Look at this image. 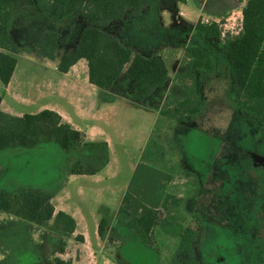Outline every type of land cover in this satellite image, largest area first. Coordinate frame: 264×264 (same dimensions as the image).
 I'll list each match as a JSON object with an SVG mask.
<instances>
[{
	"label": "rangeland",
	"instance_id": "obj_1",
	"mask_svg": "<svg viewBox=\"0 0 264 264\" xmlns=\"http://www.w3.org/2000/svg\"><path fill=\"white\" fill-rule=\"evenodd\" d=\"M207 5L209 21L204 23H218L223 35L202 37L193 30L187 45L194 42L211 53L214 70L185 77L186 52L178 58L177 52L167 53L170 79L143 104L135 106L124 98L131 89H115L105 96H121L109 109L114 157L103 171L111 173L108 180L94 184L80 179L63 187L73 161L93 154L83 147L71 154L54 142L0 150V193H15L22 186L54 191L56 210H70L77 221L76 231L64 235L54 219L39 225L0 210V264H171L187 257L180 253L179 244L188 225L198 228L194 253L202 264H264V122L233 106L234 81L226 64L228 44L243 28L246 0H209ZM192 6L195 0L173 8L176 23L166 31L158 25L152 6L150 13L112 22L133 48L152 47L155 39L175 42L183 50L192 25L178 14ZM89 25L80 16L54 21L40 12L36 0H22L10 27L18 48L15 55L23 61L38 54L39 37L53 29L59 33L56 58H60L73 50L80 30ZM184 84H196L205 102L202 114L180 118L174 110L172 116L162 115L169 96H186ZM4 86L0 79V93ZM11 89H17V73ZM68 110L78 118L73 106ZM140 161L168 171L172 182L166 193L180 201L179 205L173 199L166 201L161 210L164 219L148 243L133 218L116 213ZM105 215L110 223L102 238L98 228Z\"/></svg>",
	"mask_w": 264,
	"mask_h": 264
},
{
	"label": "trees",
	"instance_id": "obj_2",
	"mask_svg": "<svg viewBox=\"0 0 264 264\" xmlns=\"http://www.w3.org/2000/svg\"><path fill=\"white\" fill-rule=\"evenodd\" d=\"M22 0H0V79L8 85L15 72L18 53L12 36L11 24L14 13ZM42 14L60 22L72 16H80L89 21L82 29L72 52L64 53L58 63L61 72H67L80 59L86 58L89 65L90 81L102 89H112L124 73L132 80L130 91L124 97L143 102L170 79V67L162 54L146 56L134 52L114 34L104 27L111 21L121 19L128 9L138 14L146 5V0H36ZM186 2V0H175ZM195 34L202 37L223 35L219 24L197 22ZM59 33L47 29L38 39V53L51 59L57 57ZM189 69L185 77L194 78V71H212L216 67L214 56L203 46L190 43L186 47ZM226 64L234 81V91L230 94L233 106L247 113L259 122H264V0H246L243 8V28L228 44ZM184 98L169 96L160 113L173 115V111L190 117L201 115L205 102L198 93L196 84L183 85ZM173 101H172V100ZM103 97V101H112ZM0 94V150L12 147H36L42 142H54L66 152L81 147L93 152L84 158H77L69 168L70 174H95L104 169L110 161V148L106 140H88L86 134L64 120L56 110L44 109L36 113L14 115L1 109ZM173 104L174 108L171 109ZM157 144V143H156ZM172 182L171 174L145 162H138L117 211L118 216H129L140 228L142 239L148 243L154 228L164 218L162 207L166 201H180L175 195L166 193ZM55 193L35 187H21L15 193H0V210L19 216L39 225L51 220L60 225V232L71 235L77 229L76 218L65 210H56L53 202ZM110 223L105 215L99 222L98 232L104 238ZM198 228L188 225L181 235L180 251L185 259H174L171 264H202L194 256V242ZM62 262V261H60ZM63 263V262H62Z\"/></svg>",
	"mask_w": 264,
	"mask_h": 264
},
{
	"label": "crops",
	"instance_id": "obj_3",
	"mask_svg": "<svg viewBox=\"0 0 264 264\" xmlns=\"http://www.w3.org/2000/svg\"><path fill=\"white\" fill-rule=\"evenodd\" d=\"M153 1L154 0H146V5L138 14H135L131 9H128L125 16L121 18V20L129 16H131V18H135V16L145 14L144 12L150 13V11L148 10L152 6L154 14L156 15L158 20V25L161 27V29L166 31L176 23L172 18L173 8L178 9L181 3L185 4L186 6L191 3V0H186V2H177L175 0H159L158 4H154ZM195 2L196 8L192 6L193 9L190 11L181 9L178 14L179 19H182L183 16H185V18L187 19L186 23H191L192 25V30L185 40L183 50L180 45V49H178V44L175 42L162 43L155 39L153 40V44L155 45H153L152 47L147 46V48L141 49L135 45L137 48H133L132 46H129L127 42H125V38H123L121 30L118 28V26H114V22L111 21L107 26L104 27V29L107 32H110L117 36L127 46L131 47L134 52H138L146 56L152 55L154 53L162 54L169 64V60H167L166 54L168 53L169 56H171L173 53L177 52L178 58V56L182 54V52L184 53L189 42V37L195 29L197 22L202 20V18L205 17L207 15V12L209 11L207 5L209 0H195ZM166 17H168L167 20ZM78 38L79 35L71 48H75L78 42ZM17 58L18 62L13 77L10 83L4 86L3 92L0 93L2 95L1 109L11 114L20 116L24 115L25 113H36L47 108L53 109L58 111L63 116L64 120L70 122L74 127L82 130L86 134L87 139H91L93 141H108L111 158L104 169L95 174H67L66 177L64 176L65 178L62 185L63 187H65V183L68 184L71 181H77L80 179H89L94 182V184L108 180L111 173L103 174V171L107 170V168H110L113 163L114 157L113 140L110 136L111 131L109 130V127L111 125L109 123H111L112 121L109 109L117 102V100L121 96L115 97L114 95L110 97L111 99L115 98L112 101H103V97L108 96L109 93L115 89H131L132 80L130 79V77L123 73L117 80L115 86L112 89L106 90L98 87L90 81L89 65L86 58L80 59L67 72H61L58 68L60 58L51 59L46 56L40 55L39 53L31 56L28 55L23 61H21L19 57ZM16 73L17 89H11L12 84L15 83ZM122 82H125L126 85L122 86ZM161 88L163 87H160L157 90ZM133 104L135 106H139L143 103L133 101ZM72 106L78 112V118L73 116L70 110H68L69 107ZM127 186L128 184L122 192L121 203ZM56 195L57 194H55L54 197H56ZM62 210H65L75 216V213L71 212L68 209ZM180 253L182 254L184 252L181 251Z\"/></svg>",
	"mask_w": 264,
	"mask_h": 264
},
{
	"label": "built area",
	"instance_id": "obj_4",
	"mask_svg": "<svg viewBox=\"0 0 264 264\" xmlns=\"http://www.w3.org/2000/svg\"><path fill=\"white\" fill-rule=\"evenodd\" d=\"M201 21H202V22H205V21L208 22L209 20L206 19V17H203Z\"/></svg>",
	"mask_w": 264,
	"mask_h": 264
}]
</instances>
